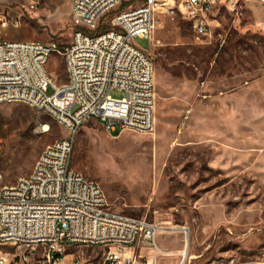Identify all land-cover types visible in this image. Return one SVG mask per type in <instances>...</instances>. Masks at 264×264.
I'll use <instances>...</instances> for the list:
<instances>
[{
  "label": "rangeland",
  "instance_id": "rangeland-1",
  "mask_svg": "<svg viewBox=\"0 0 264 264\" xmlns=\"http://www.w3.org/2000/svg\"><path fill=\"white\" fill-rule=\"evenodd\" d=\"M70 6L71 0L0 2V18L18 19L0 27V38L52 42L63 50L73 31ZM120 8L92 33L108 29ZM133 41L154 66V127L114 135L89 119L75 136L71 167L101 187L111 210L160 225L158 246L174 248L173 233L179 234L184 264H264V4L246 3L234 19L220 12L210 33L198 37L184 18L158 14L149 43ZM46 68L57 84L66 81L57 52ZM44 124L49 129L42 132ZM65 135L42 111L0 104V184L28 175L44 147ZM182 226L188 228L185 245L175 230ZM104 250L66 247L71 257L91 262Z\"/></svg>",
  "mask_w": 264,
  "mask_h": 264
},
{
  "label": "built area",
  "instance_id": "built-area-1",
  "mask_svg": "<svg viewBox=\"0 0 264 264\" xmlns=\"http://www.w3.org/2000/svg\"><path fill=\"white\" fill-rule=\"evenodd\" d=\"M249 2L264 4V0H71L73 31L63 50L52 42L0 38V104L20 103L42 111L66 131L44 147L28 175L10 185L0 184V248H15L0 249V264H65L66 247L72 244L105 250L97 262L72 256L69 264H155L160 252L155 235L163 228L110 209L101 187L70 165L75 136L89 119L101 121L107 132L117 131L114 135L153 129L154 66L133 40L145 38L149 43L158 14L184 18L198 37L210 33L220 12L238 18ZM117 8L109 28L92 33ZM9 22L18 25L17 18L2 14L0 27ZM46 46L63 56L64 83L57 84L46 68ZM113 90L123 96L111 97ZM48 129L41 126L42 132ZM179 231L185 244L188 228ZM142 241L154 249L149 259L135 250ZM185 259L182 253L179 264Z\"/></svg>",
  "mask_w": 264,
  "mask_h": 264
},
{
  "label": "crops",
  "instance_id": "crops-1",
  "mask_svg": "<svg viewBox=\"0 0 264 264\" xmlns=\"http://www.w3.org/2000/svg\"><path fill=\"white\" fill-rule=\"evenodd\" d=\"M8 0H0L1 3H5L7 2ZM33 40V39H32ZM160 233V232H159ZM176 235V240H177V244L174 246V248L172 249H169L165 246H158L156 243V246L157 248L160 250L159 253H157V256H156V261H155V264H165V261L163 259L160 260V262L158 261V258L160 256H172V257H175V261L172 263V264H179L180 263V257L181 254V250H180V235L179 234H176V233H173ZM187 242H188V238H187ZM185 245V244H184ZM136 247H137V253L143 257H146V258H150L153 253H154V249L146 242L142 241L140 243H136ZM187 254V253H186ZM69 257V259L67 261H65V264H69L70 263V260H71V255L68 254L67 255ZM66 256V257H67Z\"/></svg>",
  "mask_w": 264,
  "mask_h": 264
},
{
  "label": "bare ground",
  "instance_id": "bare-ground-1",
  "mask_svg": "<svg viewBox=\"0 0 264 264\" xmlns=\"http://www.w3.org/2000/svg\"><path fill=\"white\" fill-rule=\"evenodd\" d=\"M52 52H53V46H46V48H45V55H50ZM47 126H48V125L44 124V125H43V128L45 129V128H47ZM175 230H178V231H179V228H178V229H175ZM186 243H187V241H186ZM186 243H185V244H186ZM185 252H186V251H184V252H182V253L185 255ZM182 253H181V254H182Z\"/></svg>",
  "mask_w": 264,
  "mask_h": 264
}]
</instances>
